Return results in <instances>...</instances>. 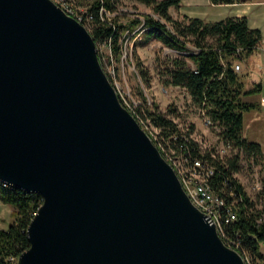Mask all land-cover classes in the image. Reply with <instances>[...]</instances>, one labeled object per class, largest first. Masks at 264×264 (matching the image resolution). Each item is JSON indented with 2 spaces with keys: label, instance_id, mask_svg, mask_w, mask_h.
I'll use <instances>...</instances> for the list:
<instances>
[{
  "label": "water",
  "instance_id": "water-1",
  "mask_svg": "<svg viewBox=\"0 0 264 264\" xmlns=\"http://www.w3.org/2000/svg\"><path fill=\"white\" fill-rule=\"evenodd\" d=\"M0 181L43 198L18 264H246L53 0H0Z\"/></svg>",
  "mask_w": 264,
  "mask_h": 264
},
{
  "label": "trees",
  "instance_id": "trees-1",
  "mask_svg": "<svg viewBox=\"0 0 264 264\" xmlns=\"http://www.w3.org/2000/svg\"><path fill=\"white\" fill-rule=\"evenodd\" d=\"M80 1L94 15L88 29L96 43L110 40L116 59H120V38L124 30L134 27L141 19L133 15L123 16L119 12L121 0ZM138 1L151 6L164 18L163 21L145 14L144 20L149 26L146 34L179 50L189 49V41L195 45L188 58L178 55L164 62L160 70L161 80L164 84L184 87L193 102L210 117L212 124L221 127V138L224 143L231 144L233 152L221 154L214 149H204L192 135L193 125L184 128L175 120V109L169 110L173 112L170 115L155 100L150 101L145 88L151 87V73L136 52V67L141 78L136 90L139 103L136 108H131L118 95L142 126L146 123L156 129V138L150 135L165 157L173 152L190 163L199 159L213 168L207 176V183L214 194L224 200L220 205L224 234L221 231L219 234L228 245L248 256L252 264H264V179L257 198H254L236 175L240 169L241 152L256 157L262 154L261 144L243 134L244 112L257 105L247 96L259 92L262 83L250 81L246 71L235 68L236 63L246 60L258 49L262 31L250 27L246 15H230L218 20L188 15L174 18L169 7H178L180 0ZM211 1L232 3L242 0ZM102 7L115 13L109 16L101 11ZM98 54L103 65L99 51ZM107 74L113 82L111 74ZM0 199L14 206V220L8 227H0V264H18L19 254L30 245L27 226L43 198L37 192L0 182ZM229 210L235 212V218L226 220Z\"/></svg>",
  "mask_w": 264,
  "mask_h": 264
},
{
  "label": "rangeland",
  "instance_id": "rangeland-1",
  "mask_svg": "<svg viewBox=\"0 0 264 264\" xmlns=\"http://www.w3.org/2000/svg\"><path fill=\"white\" fill-rule=\"evenodd\" d=\"M119 7V12L123 16H132L133 11L142 16L145 14L153 15L154 12L151 6L139 4L136 0H121ZM133 16L136 17L135 15ZM188 46L189 49L187 50L172 48L157 37L150 36L144 32L142 38L132 36L128 39L126 46H120V59H116L112 47L110 48L107 43L102 41L97 43L98 51L102 56L104 69L113 77V84L125 103L131 108H136L139 103L136 90L137 85L141 82V78L136 67V58L134 56V52H136L142 60V63L151 73V87L145 88L150 101L155 100L161 109L165 111H169L172 108L175 109L176 114L173 115V112L169 111L170 115L172 114L175 120L184 128H191V125H193L192 135L204 149H214L215 152L223 154L221 148L224 145V141L220 135L221 127L217 124L206 123L205 119L207 115L193 102L191 95L184 87L164 84L161 80L163 77L161 76L160 70L163 68L164 62L169 57L178 55H183L188 58L189 51L195 50L196 48L190 41L188 42ZM123 49L125 54L123 53ZM245 62L243 61V68L242 62H239L241 64L239 71H247L253 79L255 77L254 74L258 72L253 67L254 61L247 59ZM256 76L255 79L261 82V74L257 73ZM258 93H260L259 97L264 95V92L259 91ZM262 110L264 109L262 108ZM258 113L259 117L257 116ZM244 125L246 137L257 139L258 142L260 141L262 143V154L256 157L241 152L240 169L236 172V175L251 196L257 198L260 190L259 186H262L264 179V111H261L260 106L245 112ZM143 127L147 132L151 130L156 135V129L152 126L145 123ZM232 152V148L226 151L227 154H231ZM170 153L175 163L181 166L183 162L180 156L174 155L173 152ZM0 202L3 201L0 199ZM11 206L13 205L11 204ZM7 217L10 216L7 212L2 214L0 204L1 227H8L14 220L13 218L8 220ZM262 250L264 252V244L262 245Z\"/></svg>",
  "mask_w": 264,
  "mask_h": 264
},
{
  "label": "built area",
  "instance_id": "built-area-1",
  "mask_svg": "<svg viewBox=\"0 0 264 264\" xmlns=\"http://www.w3.org/2000/svg\"><path fill=\"white\" fill-rule=\"evenodd\" d=\"M56 2L63 10H65L68 14L74 16L80 22H82L87 28L92 26L94 15L92 12L88 10V8L81 3L80 0H53ZM120 8V7H119ZM102 12H105L107 15H113L115 12L106 10L104 7L101 9ZM134 12V11H133ZM133 15L139 17L141 21L135 25L134 27L126 28L120 38V45L126 46L127 41L130 37L134 36L135 38H142V34L146 32L149 26L146 25L144 20V15L133 13ZM153 15L164 21V18L161 17L158 13L153 12ZM110 48L112 47L111 41H106ZM124 53V49H123ZM125 54V53H124ZM102 57V56H101ZM236 69L241 68V64L238 62L235 64ZM264 101V96L261 98ZM206 123L212 124V120L209 116H206ZM149 131V130H148ZM153 137L156 138L154 133L149 132ZM151 136V135H150ZM152 138V136H151ZM231 149L230 143H224L221 148L222 153H226L228 149ZM182 164L179 166L175 163L174 158L171 155L167 154L166 159L173 165L175 170L177 171L183 186L187 193L189 194L192 201L205 212L210 222H213L217 225L218 231H223V221L222 214L220 212V205L224 203V200L214 194V192L210 189L207 183V176L213 172V168L204 164L201 160L196 159L193 163L188 162L187 158H182ZM4 185H8L2 181H0ZM193 185V186H192ZM261 188V185L259 186ZM235 218V212L233 210H229V213L226 220ZM236 249V248H235ZM243 256V255H242ZM246 264H252L248 256H243Z\"/></svg>",
  "mask_w": 264,
  "mask_h": 264
},
{
  "label": "crops",
  "instance_id": "crops-1",
  "mask_svg": "<svg viewBox=\"0 0 264 264\" xmlns=\"http://www.w3.org/2000/svg\"><path fill=\"white\" fill-rule=\"evenodd\" d=\"M136 2L145 5L138 0H136ZM169 13L174 18H183L184 15H188L193 17H201L208 20H218L230 15H246L248 17V23L250 27L260 28L262 31V40L258 49L255 50L247 59H251L252 61H254L253 67L258 71L257 73L261 74L262 86L260 92H264V0H242L232 3H214L211 0H180V5L178 7L174 5L169 7ZM246 60H244V62ZM241 62L243 68V61ZM245 64L247 63L245 62ZM256 74H254L255 77H257ZM255 77H253L252 79V77H250V73H248V79L250 81H257ZM259 94L260 93L256 92L247 96L248 100L256 102L257 105L246 110L245 112L258 108V106H260L261 111H264L262 110V108L264 109V101L261 100L262 96L264 95H261L259 97ZM257 116L259 117V113L257 114ZM243 134L246 137L244 124ZM248 139L258 141L254 138ZM259 143L262 146V143L260 141ZM0 204L2 208V214H4V212H7L10 216L7 217L8 220L12 218L14 219V217H12V210L14 209V207L11 206V204L5 202H0Z\"/></svg>",
  "mask_w": 264,
  "mask_h": 264
}]
</instances>
